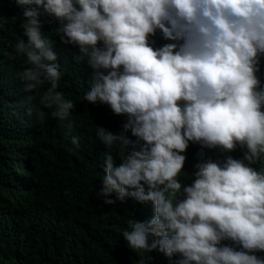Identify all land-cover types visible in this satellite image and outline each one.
Here are the masks:
<instances>
[{"label": "clouds", "instance_id": "clouds-1", "mask_svg": "<svg viewBox=\"0 0 264 264\" xmlns=\"http://www.w3.org/2000/svg\"><path fill=\"white\" fill-rule=\"evenodd\" d=\"M26 40L16 52L30 65L18 73L26 91L66 121L72 100L57 91L54 42L41 15L57 22L60 40L87 58L92 86L84 100L127 117L118 134L100 127L105 205L132 198L152 207L122 231L136 251L178 256V264H264V0H16ZM159 31L173 41L155 47ZM17 84L3 86L18 91ZM20 109L25 105L20 104ZM130 131L129 138L127 133ZM79 147L78 138H70ZM232 152L195 164L190 184L178 179L189 142ZM115 193V199L110 198ZM231 241L232 244H222ZM142 257L140 264H143Z\"/></svg>", "mask_w": 264, "mask_h": 264}, {"label": "trees", "instance_id": "trees-1", "mask_svg": "<svg viewBox=\"0 0 264 264\" xmlns=\"http://www.w3.org/2000/svg\"><path fill=\"white\" fill-rule=\"evenodd\" d=\"M22 11L16 0H0V264H140L142 257L143 264H178L176 255L133 250L122 236L123 230H130V220L150 218V202L125 198L105 205L97 197L105 153L113 155L114 163L121 160L118 145L108 148L97 131L104 127L118 134L127 117L114 114L106 104L84 100L92 86L87 58L78 60L77 47L62 43L57 22L44 15L42 32L54 42L62 72L57 91L74 104L73 127L53 117L54 108L40 104L47 85L35 92L25 90L18 73L30 65L15 47L26 40ZM150 39L155 47L173 42L159 31ZM257 75L264 84V56ZM10 84H17L19 90L2 89ZM127 135L135 139L130 131ZM73 136L79 147L71 143ZM244 151L237 146L232 152H221L190 141L182 153L186 160L178 179L190 184L196 163L222 161L228 155L241 159ZM253 166L264 167V157Z\"/></svg>", "mask_w": 264, "mask_h": 264}]
</instances>
